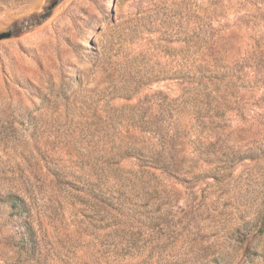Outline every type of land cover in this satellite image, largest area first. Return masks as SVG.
Listing matches in <instances>:
<instances>
[{
    "label": "rangeland",
    "instance_id": "1",
    "mask_svg": "<svg viewBox=\"0 0 264 264\" xmlns=\"http://www.w3.org/2000/svg\"><path fill=\"white\" fill-rule=\"evenodd\" d=\"M0 264H264V0H0Z\"/></svg>",
    "mask_w": 264,
    "mask_h": 264
}]
</instances>
